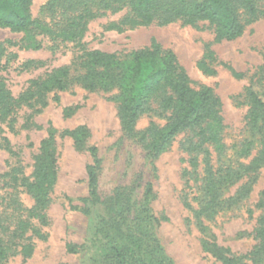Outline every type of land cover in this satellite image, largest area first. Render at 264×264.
Instances as JSON below:
<instances>
[{
    "label": "rangeland",
    "instance_id": "374dc122",
    "mask_svg": "<svg viewBox=\"0 0 264 264\" xmlns=\"http://www.w3.org/2000/svg\"><path fill=\"white\" fill-rule=\"evenodd\" d=\"M255 1L264 10V0ZM131 3L132 0H32L31 14L36 24L29 32L0 26V84L18 97L32 79L71 64L85 50L125 56L158 41L164 50L175 52L194 87L207 85L222 100L226 149L220 154L211 148L214 167L248 164L264 141L247 119L248 88L264 92V14L248 24L242 36L217 41L214 27L208 22L197 26L180 22L135 28L123 25L124 18L133 16ZM209 51L212 55L206 62L212 73L199 66ZM27 61L36 63L27 67ZM115 93L116 90L91 91L82 86L50 92L49 104L42 112L35 113L39 108L36 103L17 109L14 130L7 123L0 124V213L6 206L3 197H15L26 208L34 205L25 188L17 185L13 190L8 185L11 177L5 175L18 169V175L31 177L49 127L58 132L57 181L48 209L50 221L41 229L45 236L34 239L30 257L24 259L18 253L8 264H92L110 253L92 237L98 215L108 213L105 207L100 205L92 215L83 212L82 199L89 196L86 166L92 162L90 146L98 148L101 159L97 174L102 198L110 202L122 195L117 206L120 213L130 220L138 216L141 228L158 240V246L149 252V262L155 263L166 255L176 264H221L203 249V240L216 241L235 253L250 251L256 244L253 230L261 214L255 204L264 191V165L253 174L256 180L247 198L224 207L212 219L202 217L199 223L196 212L204 201L205 163L202 156L198 167L191 163V155L183 147L189 133H179L172 146L152 160L148 156L150 142L148 137L143 139L144 134L151 122L163 127L166 118L156 112L143 114L129 133L111 99ZM80 125H85L89 133L78 149L71 137L61 133ZM4 136L14 153L5 149ZM247 180L243 177L228 184L223 196L233 195ZM148 183L152 184V193L146 200ZM16 207L12 204L10 210ZM69 243L78 244L79 252H68ZM260 264H264V257Z\"/></svg>",
    "mask_w": 264,
    "mask_h": 264
},
{
    "label": "trees",
    "instance_id": "16d2710c",
    "mask_svg": "<svg viewBox=\"0 0 264 264\" xmlns=\"http://www.w3.org/2000/svg\"><path fill=\"white\" fill-rule=\"evenodd\" d=\"M32 0H0V26L14 32H29L36 24L31 14ZM132 17L122 20L123 25L132 28L153 23L168 25L180 22L182 25L197 26L208 22L214 27L216 40H233L243 35L248 24L254 22L264 10L255 0H132ZM78 25V22H76ZM120 28V27H119ZM39 47L37 45L33 46ZM212 52H207L199 66L209 73L212 69L206 62ZM36 62L27 61V67ZM82 86L91 91L116 93L111 99L116 103L118 115L125 131L132 133L139 118L146 113L156 112L166 118V124L159 127L151 122L144 134L150 142L148 156L155 160L169 149L181 132L189 135L183 142L185 151L191 155V163L199 166V156L205 163L202 191L203 206L197 210L198 222L201 218L212 219L224 207L239 204L247 198L255 182V174L264 165V141L261 149L248 164L215 168L212 150L223 154L225 128L223 103L214 89L207 85L193 86L192 79L180 64L173 50H164L161 43L153 41L151 46L136 50L130 55H119L101 50L84 51L69 65L53 69L44 76L32 79L29 86L14 97L4 83L0 84V124L14 130L15 112L23 105L36 103L40 113L48 106L47 95ZM249 103L248 124L264 139V92L251 86L247 90ZM55 99L58 100L57 94ZM68 112L71 109L67 110ZM57 130L52 126L47 137L40 143V152L29 176H20L18 169L7 173L11 177L8 185L14 190L22 186L34 199L31 208L24 207L18 199L2 198L6 203L0 213V264H8L11 257L22 254L24 259L34 252V239L44 238L42 227L49 224L48 209L52 202L51 193L57 181ZM89 130L85 125L64 130L61 135L71 137L78 149L84 145ZM4 147L14 153L9 139L4 136ZM92 162L86 166L89 196L82 199L83 212L92 215L99 206L105 207L107 215H98L92 237L95 242L110 250L100 262L92 264H176L163 255L157 262L148 260L150 251L158 246L155 235L141 228L140 219H129L117 209L121 196L105 200L98 189V170L101 159L96 146L88 147ZM21 173V172H20ZM248 177L233 195L223 196V188ZM152 193L148 183L145 198ZM112 201V202H111ZM12 204L17 207L10 210ZM255 207L261 210L253 230L256 244L246 253H235L216 241L203 240L205 251L210 252L221 264H260L264 257V191L260 192ZM130 210V208H127ZM252 212V211H250ZM78 244H67V251L78 253Z\"/></svg>",
    "mask_w": 264,
    "mask_h": 264
}]
</instances>
